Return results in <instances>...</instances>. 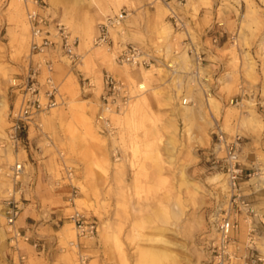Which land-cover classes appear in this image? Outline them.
<instances>
[{
	"label": "rangeland",
	"instance_id": "374dc122",
	"mask_svg": "<svg viewBox=\"0 0 264 264\" xmlns=\"http://www.w3.org/2000/svg\"><path fill=\"white\" fill-rule=\"evenodd\" d=\"M73 1L65 0L56 13L47 0V12L52 28L60 21L79 38L77 49L82 58L73 66L63 54L49 53L59 104L34 117L26 132V151L14 149L10 142L11 112L30 58L37 61L42 55L30 54L31 30L24 0L20 3L26 19L16 11L19 0H0V167L10 182L3 187L0 203L13 194L22 205L19 217L30 212L33 217L28 221L36 222L46 238H55L54 244L61 249L56 264H79L81 256L86 264H140L146 248L160 252V264H207L215 236L213 218L230 199L227 175L211 162L214 130L229 138L241 136L242 167L249 159L254 161L252 169L244 170L241 190L264 220V0H172L187 31L171 25V7L159 1L90 0L82 8ZM124 9L128 13L125 21L110 30L112 48L94 44L98 32L85 45L87 32ZM23 20L29 26L27 33L22 31ZM73 21L82 31L74 28ZM213 22L223 24L225 36L217 43L209 37L204 45H214L217 56L195 64L182 40L189 31L203 48L198 32ZM136 25L156 32V54L131 37V26ZM127 43L142 46L157 62L151 67L120 63L117 55ZM251 63L252 71L248 70ZM112 65H121L125 76L114 72ZM103 70L128 84L133 96L126 108L105 113L107 120H99L103 86L97 74L102 76ZM136 70L141 78L134 74ZM197 70L200 75L193 76ZM48 73L43 66L42 81ZM89 80L91 86L84 84ZM142 81L145 86L139 87ZM238 95L242 100L232 102ZM207 97H212L209 105ZM182 98L188 99L189 106L190 118L185 120L178 105ZM3 100L6 109L1 107ZM173 116L178 135L168 145ZM201 135L204 142L199 140ZM251 140L250 146L247 141ZM8 148L11 158L6 154ZM16 161L24 164L19 181L11 171ZM216 174L220 178L211 179ZM7 186L14 192L8 193ZM79 197L86 202L80 203ZM55 209H64L65 216L53 229L51 211ZM75 210L98 222L97 235L78 236L69 218ZM2 219L0 226L8 232L3 215ZM64 225L74 227L67 238L61 234ZM247 239L243 222L240 240ZM256 243L264 257V222Z\"/></svg>",
	"mask_w": 264,
	"mask_h": 264
},
{
	"label": "built area",
	"instance_id": "2783aa9c",
	"mask_svg": "<svg viewBox=\"0 0 264 264\" xmlns=\"http://www.w3.org/2000/svg\"><path fill=\"white\" fill-rule=\"evenodd\" d=\"M153 1H159L171 7L168 17L174 26L178 29L185 27L183 19L171 6L172 0ZM24 3L31 29L30 54L31 57L41 54L42 58L37 61L32 58L29 60L26 74L19 87L17 101L11 112L9 139L14 149L23 148L27 151L26 132L32 120L37 114L46 112L59 103V88L52 76L54 61L49 53L55 51L63 54L73 66L81 61L82 55L77 49L79 38L72 36L64 23L56 21L52 28V17L47 12V0H24ZM127 15L128 13L124 9L120 13L108 16L104 22L100 23L99 33L94 39V44L112 48L114 44L110 30L120 26ZM222 26V23L217 22L215 26L206 30L214 43L225 36ZM185 49L192 56L195 64H202L205 61L203 48L190 37L185 39ZM117 59L120 63L137 67H151L157 62L156 57L142 46L134 43L125 44L119 51ZM43 66L49 73L42 81L40 76ZM103 78L104 91L101 94L99 120H107V117L104 116L107 112L126 108L133 97L129 85L112 73L105 71ZM84 84L91 86L92 82L89 80ZM239 95L236 98L233 97L231 101L236 100V103H239L240 98L242 100V96L239 97ZM213 135L211 162L214 168H219L227 175L230 199L228 205L213 218L215 236L210 244L207 264H259L264 261V257L258 253L256 237L264 220L259 217L254 204L241 190L244 173L240 158L241 136L236 135L229 138L221 130H214ZM11 171L12 177L19 181L24 172V165L18 162ZM71 175L72 171L68 170L67 176L71 177ZM4 206L12 245L15 247L18 239L30 241L29 229L24 230L16 225V220L22 210L21 202L11 194L4 200ZM69 218L74 222L78 236L98 234V222L84 212L75 210L69 215ZM243 222L246 223L248 237L245 242L240 240ZM34 245L40 247L41 250H45L46 247L43 239L35 240ZM79 263L86 264V258L82 256Z\"/></svg>",
	"mask_w": 264,
	"mask_h": 264
},
{
	"label": "crops",
	"instance_id": "0c3cea01",
	"mask_svg": "<svg viewBox=\"0 0 264 264\" xmlns=\"http://www.w3.org/2000/svg\"><path fill=\"white\" fill-rule=\"evenodd\" d=\"M64 1L65 0H55L54 4H51L53 11L57 13V9L61 7V5L64 3ZM77 1L78 0H74L73 4L77 8H80L78 6ZM72 20H73V18H72ZM184 20L185 19H183V21ZM73 22H74V28L77 31H82L81 28H79V24H77L76 21H73ZM169 22L175 28L172 21L169 20ZM184 23H185V27H184L185 31H187L186 21H184ZM192 24H194V22H192ZM154 25H156V22H154ZM215 25H216V22H213L209 26H207L203 31L198 32V36H199L200 41L202 42V45H203V50L205 53V59H207V60H209L208 58H210L212 55L217 56L216 49L213 47L214 45H212V46L204 45L206 40L209 38V35L206 33V30L208 28H210L211 26H215ZM131 27H132L131 28V30H132L131 37L133 39H138V41L144 42L146 44V46L148 47V49L150 50V52H152L153 54H156V48L154 46V41L156 40V35H157L156 32L155 31L151 32V29L146 25H144V26H142V25L137 26L136 25V26H131ZM97 32L99 33V27L96 29L92 28L89 32H87V34H89V35H88V37L85 38V41H84L85 45L89 44L91 42V36L94 35V33L96 34ZM98 33H97V35H98ZM189 37L192 39V36L188 31L187 35L185 36V38L182 40V43H181V45L183 47H185V39H187ZM199 45L201 46V44H199ZM163 52L167 53L166 47H164ZM188 55L192 58V56L190 54H188ZM210 64L215 66V64L213 62H211ZM206 66H208V65H206ZM214 69H215L214 71L217 72L216 68H214ZM112 70L119 75L125 76V71L121 65L120 66L112 65ZM173 70H175V69H173ZM104 71L105 70L102 71V76L99 73L97 74V76H98L97 79H99V81L101 79V81H102L103 87H102L101 94L104 91V78H103ZM134 74L139 78L142 77V73L140 72V70H136L134 72ZM215 86L217 87V83ZM101 94H100V99H101ZM188 108H186L185 111L188 112ZM251 138H255V136L251 135ZM212 140H213V136H212ZM247 144H249L251 146L253 144V141L252 140L247 141ZM252 162H254V161L253 160L251 161V159H249L248 163L243 166V169L246 171L249 169H252V167H253ZM131 181L133 183L134 178H131ZM0 213L5 218L4 201L0 203ZM51 213H54V214L52 217L53 221L50 224H51V227L54 229L53 224L59 222V220H61L65 216V214H64L65 212H64V209H55V210H52ZM29 216L33 217L30 212H27V213L25 212V214H23L22 217L17 218V220H16L17 224L16 225L18 227H20L21 229H24V230L28 228L30 235H31V240L30 241H24L22 239H18L16 241L15 247L12 245V242L10 239V233L6 232V230H4V228L2 226H0V264H56L58 262L61 249L57 245L54 244L55 238L54 237H47L46 238L45 236H43L40 233V228L37 225V223L34 221H28ZM261 225H262V223H261ZM2 235L4 236V238H2ZM37 239H43L44 240V244L46 245L45 250H41L40 247H36L34 245V242Z\"/></svg>",
	"mask_w": 264,
	"mask_h": 264
},
{
	"label": "bare ground",
	"instance_id": "6f19581e",
	"mask_svg": "<svg viewBox=\"0 0 264 264\" xmlns=\"http://www.w3.org/2000/svg\"><path fill=\"white\" fill-rule=\"evenodd\" d=\"M16 1V0H15ZM53 1L54 0H48V2H50L51 4L53 3ZM12 2V4H13V1H11ZM78 2V6L79 7H82V6H84V5H88V4H90V0H78L77 1ZM96 3H98V1L96 2ZM161 3V2H160ZM92 4V3H91ZM16 6H17V4H16ZM16 6H14V7H16ZM12 7V6H11ZM101 7V6H100ZM99 7V8H100ZM17 8V7H16ZM15 10V9H14ZM17 10H19L18 11V13H19V16H23L22 18L23 19H26L25 18V16H24V13H23V9H21V3H20V0H19V2H18V9H16V11ZM16 11H15V14H16ZM106 11V10H105ZM11 15H12V12L10 13ZM14 15V14H13ZM12 17V16H11ZM18 17V16H17ZM12 19H14V18H12ZM23 29L24 30H22L24 33L26 32L27 33V31H28V27L30 26V24H29V26H28V23L26 22V20L24 21L23 20ZM20 27V26H19ZM125 28V27H124ZM20 29V28H19ZM31 30V29H30ZM121 30V29H120ZM116 34V33H115ZM124 34V33H123ZM120 35V34H119ZM21 37H23V35H20V39H21ZM121 37V36H120ZM26 38V37H25ZM24 38V39H25ZM22 41V40H21ZM21 41H18V42H21ZM25 42H26V40H25ZM21 43H23V42H21ZM20 43V44H21ZM30 43H31V41H30ZM22 46V45H21ZM27 46V45H26ZM209 57V56H208ZM250 62V61H249ZM248 62V63H249ZM167 64V63H166ZM170 66H172V64L170 63V64H168V67H170ZM166 68V67H165ZM254 69V65H253V63H251V64H249V68H248V70H250V71H252ZM143 70V72L144 73H147V72H150V70L149 69H142ZM200 70H197V71H195V73H194V75L193 76H197V75H200ZM143 73V74H144ZM130 76V75H129ZM144 76V75H143ZM149 76V75H148ZM143 86H145V82L144 81H142V82H140V84H139V87H143ZM175 88H177V87H175ZM180 88V87H179ZM182 88V87H181ZM178 91V95H180L179 93H180V91H181V89H178L177 90ZM177 94V93H176ZM212 97H207V100H208V105H209V103H210V100H212L211 99ZM179 100V99H178ZM248 101V103H249V105H254L255 103H254V101L253 100H247ZM186 102H188V99H186V98H182V101H181V103L180 104H178L179 105V107H180V109L182 110V115H183V118H184V120L185 119H189L190 118V115L188 114V112L187 111H185V109L186 108H188L189 106L188 105H186ZM59 104V103H58ZM57 104V105H58ZM56 105V106H57ZM55 106V107H56ZM1 107H2V109H6L7 108V102H6V100H3L2 101V103H1ZM55 107H53V108H51V109H54ZM50 109V110H51ZM57 109V108H56ZM55 109V110H56ZM49 111V110H48ZM48 111H46V112H48ZM62 112V111H61ZM44 113V112H43ZM58 115H60V114H58ZM57 115V116H58ZM55 117V116H54ZM106 117V116H105ZM89 123V122H88ZM90 124V123H89ZM89 124L87 125V126H89ZM92 124V123H91ZM91 126H93V125H91ZM170 126H171V131H170V137H169V139H168V145H173L175 142H176V137H177V135H178V129H177V126H176V122H175V117L173 116V117H171V120H170ZM91 128V127H90ZM71 130H72V134H74V132H75V135H76V131H75V129H73V128H71ZM191 135V134H190ZM73 136V135H72ZM82 136V135H81ZM192 138H193V136H192ZM81 140V139H80ZM199 140L201 141V142H204V137H202V135H201V137H199ZM7 141H9V139H8V137H7ZM200 144V143H199ZM202 145V144H201ZM7 152H6V154L11 158V154H12V152H11V150L8 148V150H6ZM16 164L18 163V161H16L15 162ZM23 164V163H22ZM24 165V164H23ZM220 174H216V175H214V176H212L211 177V179H213V180H218L219 178H220ZM222 178V177H221ZM189 182V181H188ZM214 182V181H213ZM8 183H10L9 182V179H8V177H7V174H6V172L3 170V168H1L0 167V196H3V193H2V190H3V187H4V185H6V184H8ZM190 183V182H189ZM223 183V182H222ZM81 184V183H80ZM224 184V183H223ZM225 186V185H224ZM223 186V187H224ZM81 188H82V190H86V189H84V187L83 186H81ZM7 191H8V193H12V192H14V190H13V187L11 186V187H9V186H7ZM1 200V199H0ZM76 200H78L80 203H85L86 201H84V199L82 198V197H79V198H77ZM79 203V204H80ZM86 205V204H85ZM3 219H2V215L0 214V222L2 221ZM67 224V223H66ZM73 226L72 225H64V226H62V228H61V234L63 235V237L64 238H67L68 236H70V235H72V231H73ZM75 235H76V233H75ZM75 235H73V236H75ZM2 238H4V236L2 235ZM78 241V240H77ZM163 241H165V239L163 240ZM162 241V242H163ZM167 242H168V239H167ZM69 243V242H68ZM73 243H74V241H73ZM79 243V242H78ZM77 243V244H78ZM164 243V242H163ZM70 244V243H69ZM77 244H75L76 246H77ZM170 245V244H169ZM180 245V244H179ZM173 246V245H172ZM182 246V245H181ZM143 250V249H142ZM158 250V249H157ZM156 251V250H155ZM155 251H152V250H148L147 248H146V250L145 251H143V252H141V256L139 257V259H140V264H160V252H155ZM159 253V254H158ZM161 254H162V252H161ZM167 255V254H166ZM176 256V255H175ZM82 257V256H81ZM80 257V258H81ZM84 257V256H83ZM174 257V256H173ZM179 257V256H178ZM177 257V258H178ZM80 264V263H79ZM163 264V263H162Z\"/></svg>",
	"mask_w": 264,
	"mask_h": 264
}]
</instances>
